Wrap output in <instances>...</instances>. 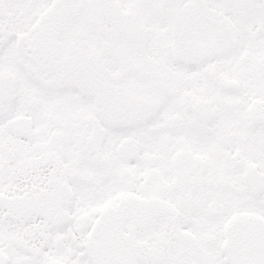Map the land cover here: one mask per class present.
I'll use <instances>...</instances> for the list:
<instances>
[{
	"label": "snow or ice",
	"instance_id": "6c2138e0",
	"mask_svg": "<svg viewBox=\"0 0 264 264\" xmlns=\"http://www.w3.org/2000/svg\"><path fill=\"white\" fill-rule=\"evenodd\" d=\"M0 264H264V0H0Z\"/></svg>",
	"mask_w": 264,
	"mask_h": 264
}]
</instances>
